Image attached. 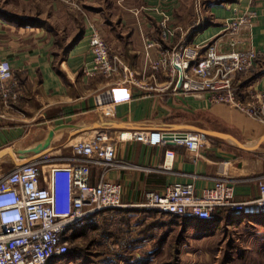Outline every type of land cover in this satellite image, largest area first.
Returning <instances> with one entry per match:
<instances>
[{"label": "crops", "instance_id": "0c3cea01", "mask_svg": "<svg viewBox=\"0 0 264 264\" xmlns=\"http://www.w3.org/2000/svg\"><path fill=\"white\" fill-rule=\"evenodd\" d=\"M11 1L12 6L7 0L8 6L1 8L0 61H9L20 97L10 107L2 106L0 152L9 154L0 163L15 159L10 161L16 166L48 137L38 156L61 152L85 134L103 130L114 145V160L126 165L104 174L121 184L123 206L85 220L69 232L68 240L94 236L91 256L111 257L113 264L136 257L142 264L153 251H165L167 232L193 233L197 223L193 217L161 215L140 206L145 192L190 183L199 194L226 177L233 181L236 201L258 196L264 127L227 103L210 102L207 92L194 96L162 90L167 76L152 64L164 50L205 41L220 53L254 49L253 67L236 83L242 100L247 92H264V0H203L202 20L196 17L197 0ZM246 9L256 12L255 19L230 35L224 30L226 20ZM164 17L173 34L166 40L161 36ZM91 26L142 83L116 85L99 74H85L92 61L87 41ZM145 38L155 44L148 47ZM121 131H191L204 141L195 158L184 146L120 140ZM168 149L174 152L172 159L165 154ZM101 171L91 166V183L98 182ZM221 211L214 220H226ZM230 216L264 220V210L248 204L242 214Z\"/></svg>", "mask_w": 264, "mask_h": 264}, {"label": "built area", "instance_id": "2783aa9c", "mask_svg": "<svg viewBox=\"0 0 264 264\" xmlns=\"http://www.w3.org/2000/svg\"><path fill=\"white\" fill-rule=\"evenodd\" d=\"M74 5L73 0H64ZM256 12L246 9L237 12L225 22L224 30L238 34L241 26L249 25ZM163 39L172 35L167 18L161 22ZM88 48L92 55L86 75L99 74L117 83L134 84L135 72L129 69L103 39L99 30L91 26ZM148 47L155 43L145 38ZM205 48V49H204ZM199 44L180 45L169 59L161 52L153 69L169 70L171 82L162 90L171 93L200 95L207 92L212 103H227L264 127V92H247L246 99L233 76L248 72L254 65L258 52L254 49L218 52L214 46ZM171 84L173 86H171ZM20 87L7 60L0 61V119L5 117L2 106L17 103ZM120 135V134H119ZM150 145H178L198 158L204 136L191 131L130 132L128 138ZM172 159L174 152L165 151ZM44 153L39 157L17 164L0 178V264H47L68 252L69 232L85 220L105 210L123 206L122 186L104 178L107 170L118 163L112 142L99 130L89 139L78 140L72 145V156L56 159ZM100 166L98 182H90V167ZM121 167L126 166L118 164ZM48 166L47 173L44 167ZM258 196L239 202L234 199L232 179L217 178L213 187L196 193L193 184L177 183L160 191H147L140 206L161 215L193 217L199 221L212 220L218 210L231 215L242 214L246 205L253 204L264 210V176L258 177Z\"/></svg>", "mask_w": 264, "mask_h": 264}, {"label": "rangeland", "instance_id": "374dc122", "mask_svg": "<svg viewBox=\"0 0 264 264\" xmlns=\"http://www.w3.org/2000/svg\"><path fill=\"white\" fill-rule=\"evenodd\" d=\"M8 1L10 2L9 6H12L13 2ZM4 5H7V0H0V8ZM204 10L203 0H197L195 12L198 20H202L205 16ZM171 36L166 39H170ZM197 44L202 45L203 48L206 45H211L209 41ZM176 49L165 50L167 59ZM111 54L120 58L112 51ZM164 73L167 76L168 84L170 82L173 84L174 80H171L169 70L166 69ZM241 74H247V72L235 74L233 76L234 84H237V80L241 79ZM110 80H113L116 85L126 84V82L118 84L116 76ZM140 83L142 80L137 79L135 75L133 85ZM172 84L171 86H173ZM148 88L151 87L148 86ZM166 91H170V88ZM99 131L105 135L103 130ZM87 139H89V133L81 137L80 140ZM50 154L56 159L69 158L72 156V146L65 145L61 152L52 151ZM10 160L15 159H8L6 163H0V178L14 167ZM45 172L47 173L46 170ZM263 176L264 169L258 177ZM93 238L94 236H89L81 240H68V252L61 257L49 260L47 264H113L111 257L91 256L89 249L94 247ZM165 239V251H153V254L142 258V264H264V220H234L233 217H229L227 221L213 219L205 226H197L193 233L186 234L179 230L167 232ZM140 260L141 258L136 257L119 258L120 264H140Z\"/></svg>", "mask_w": 264, "mask_h": 264}, {"label": "water", "instance_id": "95a60500", "mask_svg": "<svg viewBox=\"0 0 264 264\" xmlns=\"http://www.w3.org/2000/svg\"><path fill=\"white\" fill-rule=\"evenodd\" d=\"M48 141H49V137L46 138L45 142L42 144V146L39 148V150L37 149V150H36V153L34 152L33 155H30V156L28 155V156L21 157L22 160L25 159L23 162H25V161H30V160H33V159L39 157V156L37 155V152H39L40 149H42L44 146H46L47 143H48ZM7 151H8V150H3V151H1V152H0V158H2V157L5 156V155H8L9 153H8Z\"/></svg>", "mask_w": 264, "mask_h": 264}, {"label": "trees", "instance_id": "16d2710c", "mask_svg": "<svg viewBox=\"0 0 264 264\" xmlns=\"http://www.w3.org/2000/svg\"><path fill=\"white\" fill-rule=\"evenodd\" d=\"M231 1H234V0H231ZM2 11H3V10L0 8V14L3 13ZM224 213H226V218H225L226 220H224V221H227L228 218L231 217V216H230L229 213H227V212H225V211H221V212H220L221 215H223ZM215 216H217V213H215L213 219H215ZM213 219H212V220H213ZM212 220H208V221H199V220H196V221H197V223H196V227L199 226V225H200V226H205V225L208 224V222H211ZM255 221H257V220H255Z\"/></svg>", "mask_w": 264, "mask_h": 264}, {"label": "bare ground", "instance_id": "6f19581e", "mask_svg": "<svg viewBox=\"0 0 264 264\" xmlns=\"http://www.w3.org/2000/svg\"><path fill=\"white\" fill-rule=\"evenodd\" d=\"M119 134H120L119 136H121V137L123 136L124 138H128V137H129V134H130V132L121 131Z\"/></svg>", "mask_w": 264, "mask_h": 264}]
</instances>
